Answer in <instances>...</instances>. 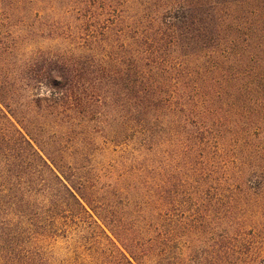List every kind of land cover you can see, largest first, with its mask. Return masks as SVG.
I'll return each mask as SVG.
<instances>
[{
	"label": "rangeland",
	"instance_id": "374dc122",
	"mask_svg": "<svg viewBox=\"0 0 264 264\" xmlns=\"http://www.w3.org/2000/svg\"><path fill=\"white\" fill-rule=\"evenodd\" d=\"M204 1L0 0V264H264V33Z\"/></svg>",
	"mask_w": 264,
	"mask_h": 264
},
{
	"label": "trees",
	"instance_id": "16d2710c",
	"mask_svg": "<svg viewBox=\"0 0 264 264\" xmlns=\"http://www.w3.org/2000/svg\"><path fill=\"white\" fill-rule=\"evenodd\" d=\"M223 4H225L223 0H206L202 3L200 2V9H198V11L203 14V17L198 23L200 25L199 27L203 30L201 35L203 40L199 39V41L203 42L210 38L209 40L214 44V48L216 50H221L220 52L227 55H233L234 50L237 48H240L239 51L247 50L249 46L252 45L251 40L253 37L257 38L258 43L261 45L260 40L264 31L260 23L254 24L251 21H248L249 19H246V16H244L245 18L240 19L243 15L235 19L236 11H233V9L232 11H229L230 9H228L227 12L222 10L221 6ZM231 12H233V17H230L231 19L228 18V20L225 14L229 15ZM223 15L225 16L222 17ZM196 30H198V28H196ZM191 31L192 30L189 29L190 34H192ZM191 38V36H187L184 44L186 45V42H189V44L194 43L195 39ZM239 51L237 53H239ZM240 54L242 53L240 52L238 55ZM63 187L66 189L65 186ZM69 194L75 199V196L71 192H69Z\"/></svg>",
	"mask_w": 264,
	"mask_h": 264
}]
</instances>
